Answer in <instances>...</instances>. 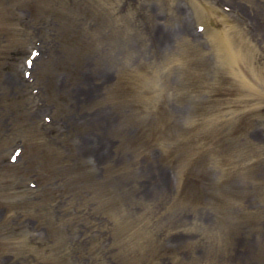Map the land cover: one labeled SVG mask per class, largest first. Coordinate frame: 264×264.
I'll list each match as a JSON object with an SVG mask.
<instances>
[{
	"label": "rangeland",
	"instance_id": "374dc122",
	"mask_svg": "<svg viewBox=\"0 0 264 264\" xmlns=\"http://www.w3.org/2000/svg\"><path fill=\"white\" fill-rule=\"evenodd\" d=\"M99 1L104 9L98 0H0V264H264V136L255 124L264 117V1ZM92 2L114 20L116 5L124 4L116 38L105 22L108 37L99 43L97 28L89 25L97 13ZM181 5L197 16L204 5L229 8L232 28L211 17L232 39L236 63L211 45L213 30L206 29L191 43L204 50L205 64L191 63V74H183L178 64L189 61L175 56L182 40L176 35L180 21L192 24L190 13L176 16ZM152 24L170 40L156 54L145 36ZM40 47L44 58L21 84L24 58ZM98 49L109 54L97 60ZM86 62L101 66L91 68L108 84L103 100L93 93ZM115 110L139 117L141 131L156 137L143 143L151 170L128 176L127 193L108 180L116 175L124 182V163H118L132 154L110 137L122 129L113 124ZM42 116L52 119L43 127ZM38 137L43 148L36 164L24 156L8 162L14 147L33 148ZM47 153L57 157L46 159ZM212 158L223 162L221 183L208 164ZM152 176L173 179L177 193L196 178L203 201L238 197L236 221L222 227L241 230L228 243L239 252L213 243L194 212L184 216L176 209L177 225L162 201L150 211L156 228H115L114 218L149 213L140 193ZM210 213L219 220L217 211Z\"/></svg>",
	"mask_w": 264,
	"mask_h": 264
},
{
	"label": "bare ground",
	"instance_id": "6f19581e",
	"mask_svg": "<svg viewBox=\"0 0 264 264\" xmlns=\"http://www.w3.org/2000/svg\"><path fill=\"white\" fill-rule=\"evenodd\" d=\"M154 30H156V37H155L153 32L148 33L147 34V43H148L149 48L153 52H159L165 46L166 42L168 41V38L161 39V35H160V31H159L158 27L154 28ZM180 35L183 36L184 38L189 39V40L193 36L191 34L190 30L188 28H186L185 26H183L181 28ZM219 42L221 45L224 46L225 51H226L229 59L231 61L235 62L238 58V54L232 49V45H231L230 41L226 40L224 36H221L219 39ZM188 49L195 51V48L192 46H188ZM190 52L191 51H189V53ZM14 83H16V82L14 81Z\"/></svg>",
	"mask_w": 264,
	"mask_h": 264
},
{
	"label": "snow or ice",
	"instance_id": "6c2138e0",
	"mask_svg": "<svg viewBox=\"0 0 264 264\" xmlns=\"http://www.w3.org/2000/svg\"><path fill=\"white\" fill-rule=\"evenodd\" d=\"M31 55L33 56V57H35V56H37L38 55V53H36V52H33V53H31ZM32 62L31 61H29V64H31ZM13 159H15V157H13Z\"/></svg>",
	"mask_w": 264,
	"mask_h": 264
}]
</instances>
